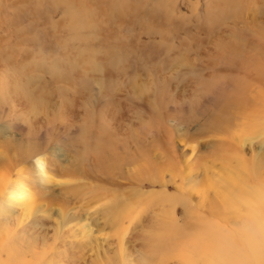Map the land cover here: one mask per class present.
I'll return each instance as SVG.
<instances>
[{
  "label": "rangeland",
  "instance_id": "374dc122",
  "mask_svg": "<svg viewBox=\"0 0 264 264\" xmlns=\"http://www.w3.org/2000/svg\"><path fill=\"white\" fill-rule=\"evenodd\" d=\"M98 1L0 0V264H250L258 232L210 213L206 165L233 154L264 193V124L197 131L264 102V0Z\"/></svg>",
  "mask_w": 264,
  "mask_h": 264
},
{
  "label": "bare ground",
  "instance_id": "6f19581e",
  "mask_svg": "<svg viewBox=\"0 0 264 264\" xmlns=\"http://www.w3.org/2000/svg\"><path fill=\"white\" fill-rule=\"evenodd\" d=\"M39 1H41V0H39ZM51 2H52L51 5L55 4V3H53V1H51ZM79 2H80V0H79ZM83 3H84V1H83ZM124 3H125V1H124ZM58 4H60V2ZM132 4L134 5L133 2H132ZM80 5H81V3L79 4V6ZM108 5L110 6L109 3H108ZM133 5H131V6H133ZM59 7H60V5H59ZM138 9L139 8H137V10ZM156 9L157 8H155V11H156ZM76 10H75V14H77ZM158 10H160V9H158ZM155 11H153V12H155ZM132 12H134V10ZM162 12H165V11H162ZM162 12H161V15L159 13H156V14H159L160 16H162L163 15ZM92 14H94V12ZM156 14H155V17L158 16ZM102 15H103V13H102ZM146 15H148V12ZM166 16H167V13H166ZM129 17L127 19H130ZM163 17L164 16H162L160 18H163ZM93 19H95V17ZM76 20H79V18H76ZM121 20L123 21L124 19H121ZM114 21H115V19H114ZM74 26L76 28L82 27V25L75 24V25H72V28H74ZM86 26H89V25H86ZM150 30H152V29L150 28ZM154 30L156 32V29H154ZM116 44H114V45L116 46ZM116 47H118V46H116ZM112 52L113 51L109 52V53H111L110 56H112V55L113 56H112V58H109L108 62H109V65L114 66L116 64L117 56L115 54H112ZM82 55L80 57H82ZM75 59H79V56H77ZM73 65H74V67L76 66L78 69V66L80 65L79 60H75V62L73 61L72 63H70V60H68L67 62H65V64H63V62H61V63H59V65L55 63L53 66L48 67L47 70H45V71L46 72L51 71L52 74H54L53 72H56L59 74L62 73V75H64L65 73H69L71 71L70 68ZM81 67L82 66H80L79 68H81ZM81 69H84V68H81ZM90 69H92L93 71L95 70L92 67L89 68L88 70H90ZM57 76H59V75L57 74ZM263 86H264V82H263ZM32 90H34V89H32ZM250 98L251 97L247 96L245 93L244 94L241 93L235 99L228 100L227 103H225L222 106V108L217 111V113L210 114V115L206 116L204 118V121L202 123L200 122L201 124L199 125L200 128H198L197 134H204L207 132L218 134V133L227 132L228 127L231 125L232 120L234 118L240 117V116H244V117L248 118L250 120V122H253V124H250V125L246 124L247 126L244 127L245 129H247L248 131H251V132L256 131L257 126L264 124V102L259 100L260 97H252L251 99ZM246 103H247L246 107L249 106L251 108L250 111H246V109H245L246 107L244 106V104H246ZM245 132H247V131H245ZM16 149L20 150L19 146ZM21 151H22V148L19 152H21ZM19 156L22 157V156H24V154L21 153ZM233 157H234L235 162L233 165H230L229 161H231L233 159ZM238 158L239 157H236L230 153L225 154V155H221V154L219 155V153H213L212 159L207 163L206 172L212 174V176L209 178V188H208L207 194L210 195L213 199L210 201L213 202L215 200L218 204V205L211 206L212 209H210V213L216 214L218 218H221L222 220H225L226 222L230 223L231 225L238 227V230H241V228H245V229L249 228V226L252 229L254 228L255 231L258 232L257 234H258V237H260V239H259V242L257 240L254 242V244L248 245L246 252L250 253V256H249L250 264H252V263L253 264H264V193H261L259 191L257 184L250 189L246 188V185L243 182L244 179L242 180L239 176V169L242 168V162H237ZM239 160H240V158H239ZM247 162L250 164L249 169H250L251 178H255V175L257 174V165L251 161L250 162L247 161ZM217 170H219V171H217ZM22 194H23V192H21L20 194H17L20 199L23 198ZM239 222H242V223L246 222V223L243 224L242 226H240ZM174 223L175 222H172L170 224L173 225ZM171 225H169L167 230H166L167 231L166 233L168 234V242H170L172 239H180V238L184 237V235L182 234V231L186 225L180 226V228L172 227L170 229ZM174 228H176L177 231H173ZM166 243H167L166 237H163L162 239L159 240V244H161V245H165ZM215 258H219L217 264H231V263L227 262V260H229V258L226 256V254L224 252L217 253V254H215L214 252L208 253L207 257H205L203 260H201V262L203 264H212L211 260H213ZM183 262L187 263V259H185ZM237 262H238V260H237Z\"/></svg>",
  "mask_w": 264,
  "mask_h": 264
}]
</instances>
